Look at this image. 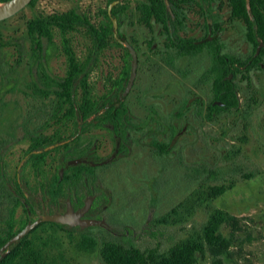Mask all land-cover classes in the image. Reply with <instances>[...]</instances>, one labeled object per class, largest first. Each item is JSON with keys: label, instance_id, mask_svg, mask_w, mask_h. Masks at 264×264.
I'll use <instances>...</instances> for the list:
<instances>
[{"label": "rangeland", "instance_id": "obj_1", "mask_svg": "<svg viewBox=\"0 0 264 264\" xmlns=\"http://www.w3.org/2000/svg\"><path fill=\"white\" fill-rule=\"evenodd\" d=\"M135 1L130 0V5ZM107 7V0H37L35 6H28L2 22L0 30L5 44H0V84L5 78L7 84L11 81L13 85H9L10 91L0 100V114L9 118L20 116L18 119L24 120L35 118V135L70 136V130L75 127L71 128V125L76 121L54 122V96L44 98L36 93L32 84L35 79L41 85L42 82L28 40L26 23L34 17L78 9L93 25L100 26L108 22L104 14ZM55 33L54 42L45 49L44 67L51 75L62 77L66 72L67 59L59 32ZM69 35L80 58L87 54L94 56L90 82L95 94H108L109 81L129 62L122 48L111 41L108 47L94 54L93 42L83 26H77ZM211 62L209 58L199 59L200 65L194 73L184 71L180 74L169 68L162 69L161 74L155 73L157 85L166 82L170 86L166 105L168 114L179 101L184 103L192 94L202 95L207 105L212 93L211 83L204 75ZM243 74H238L235 79L239 109L223 112L211 120L204 108H200L199 116L192 120L191 132L177 153L165 157L153 155L148 162H143L139 156L133 160L126 154L112 165L98 167L96 182L100 192L114 193L116 198L113 207L103 212L100 220H86L84 226H79H90L99 244L115 240L125 245L133 243L141 249L159 247L164 250L200 228L209 212L220 208L238 217L241 226L234 244L238 252L230 264H264V68ZM98 135L101 137L100 156L110 155L115 145L112 131L104 129ZM27 145L24 141L22 148L25 150ZM48 160L49 164L44 166L40 176L35 174V184L48 180L58 171L60 152L50 153ZM157 167L162 170L158 172ZM195 170L200 173L195 175ZM24 177L33 183L29 170H24ZM230 181L236 184L232 190L196 207L184 222L161 224L156 221L198 184L209 186ZM65 201L66 198L61 200L63 207ZM72 228L64 230L45 224L30 237H44L51 256L59 264H106L100 255L99 245L95 251H85L80 247L83 238L80 230ZM230 231V227L223 228L225 235ZM200 264H210V258L206 256Z\"/></svg>", "mask_w": 264, "mask_h": 264}, {"label": "flooded vegetation", "instance_id": "obj_2", "mask_svg": "<svg viewBox=\"0 0 264 264\" xmlns=\"http://www.w3.org/2000/svg\"><path fill=\"white\" fill-rule=\"evenodd\" d=\"M117 1L119 2L116 5L121 2ZM164 3L167 11L164 18L157 16L163 4L147 0H136L131 5L128 3L125 12L113 15L118 20V33L115 34L113 24L111 41L122 48L124 56L129 59L113 80H120L121 73L128 64L129 76L124 81V89L117 97L112 94L109 98L111 101L105 106L104 100L97 95L98 111L88 115L77 113L73 116L62 113L54 117V122L76 121L71 125V128L75 127L70 130V136L35 135V118L24 120L18 119L20 116H13L15 118L13 119L0 114V250L29 222H34L46 214H67L69 208L73 214L84 209L87 201L89 207L81 215V220H100L101 214L113 207L116 197L114 193L108 195L105 191L100 192L96 182L98 167L112 165L126 154L133 160H137L139 156L143 162H148L153 155L165 157L175 154L178 148H182L184 138L191 132L192 120L199 116L200 108H204L211 120L224 111L227 112L225 109L218 111L216 106L225 107V103L215 99L210 88L212 96L207 105L202 95L192 94L184 103L181 104L180 101L178 104L175 103V107L168 114L166 105L170 86L166 82L157 85L155 73L161 74L162 69L167 68L180 74L184 71L194 73L200 65L199 59L204 58L218 59L216 66L219 69L227 68L229 75L226 78L229 81L235 78L233 72L241 71L246 74L258 65L260 69L264 68V61L259 59L264 58V41L257 38V45L254 46L248 37L247 13L250 9L248 0L245 3L237 0H172V2L164 0ZM147 7L150 8L149 11H146ZM259 11L264 12L263 3L259 5ZM168 14L171 15L170 18L167 17ZM110 19L112 20L111 17ZM123 36L134 49L138 66L131 89L121 99L130 79L133 59L132 52L121 41ZM0 44H5L3 39ZM35 57L37 73L42 82L41 85L35 79V90L41 94L36 86L40 89L47 87L45 75L61 77L51 75L44 67L45 50L40 57L39 52L35 51ZM232 58L239 59V62L232 64ZM247 58L250 60L247 61ZM10 84L13 85V82L7 84L6 79H3L0 84V100L7 91H10ZM237 98L240 107L238 91ZM112 106L114 114L104 115V111ZM104 129L112 131L115 145L110 155L101 157L99 154L101 137L98 134ZM37 137H42L43 140ZM46 138H53L57 143L42 150H35V143L45 142ZM118 140L120 142L117 156L106 164L93 165L109 158L117 150ZM24 141L28 143L25 150L22 148ZM58 146H64L57 150L60 152L58 174L65 162L79 158L86 160L87 163L78 165H83L91 174L78 186H73L71 180L64 182L63 192H60V181L64 176L62 179L59 178L55 186L52 184L55 172L48 180L35 184V174L40 176V173L36 172L37 167L42 172L44 166L49 164L48 155ZM46 151L51 152L39 162L35 154ZM75 166L65 169L64 174ZM25 169L32 173L33 183L24 177ZM157 170L160 172L162 168L157 167ZM65 198L63 207L61 200ZM39 212L42 213L38 215ZM74 228L84 229L79 225H75ZM34 231L35 227L26 236ZM20 241L11 247L10 252L0 260V263L20 244Z\"/></svg>", "mask_w": 264, "mask_h": 264}, {"label": "trees", "instance_id": "obj_3", "mask_svg": "<svg viewBox=\"0 0 264 264\" xmlns=\"http://www.w3.org/2000/svg\"><path fill=\"white\" fill-rule=\"evenodd\" d=\"M5 1L7 0H0V2ZM114 1L117 0H107L108 7ZM129 1L130 0H121L118 5L114 6L112 10L113 15H118L119 12H125L128 8V4L124 5V3H129ZM147 1L162 3L163 6L161 9H157L159 11L157 16L162 18L166 17L167 11L164 0ZM168 1L172 2V0ZM237 1H242V3L246 2V0ZM36 2L37 0H33L29 6H35ZM262 3L264 4V0H249L250 9L247 13L249 24L248 37L254 46L257 45V38H261V40L264 41V12L259 11V5ZM108 7L104 11L108 22H103L100 26L93 25L87 15L78 9H72L65 13H54L34 17L26 23L28 40L34 52V56L35 51H38L40 57L45 47L54 42L56 31L59 32L61 37L62 50L67 59V68L64 77L53 78L49 75H45L47 87L45 89H40L36 86L37 91L40 92L44 98L54 94L55 100L53 101L54 105L52 109V115L54 117L62 114L61 112L69 113L73 116L77 113L88 115L99 110L96 101L97 95L90 82V71L93 60L92 54H88L83 59L80 58L72 46V40L69 34L72 33L77 26H83L87 35L93 42L95 51L106 48L113 39V22L108 15ZM149 10L150 8L147 7L146 11ZM167 17L170 18L171 15L168 14ZM0 41L2 42L1 30ZM259 59L264 61L263 57ZM217 60L216 58H212L211 65L205 71L204 75L208 83H211L214 98L225 103V107L216 106V108L218 111L224 109L226 111L238 110V89L234 80L237 78L238 74H243V72H233L235 78L233 81H229L226 78L229 75L227 68L219 69L216 66ZM248 60H250V58H247V61ZM231 62L232 64L234 62H239V59L232 58ZM240 64H244V62H240ZM257 68H260L259 65ZM129 71L130 66L128 64L122 71L120 80L109 81L110 87L108 89V94L101 96L102 100H104L103 106L111 101L109 98L112 94L117 97L121 90L124 89L123 84L129 76ZM32 84L35 88V80H32ZM103 114L112 116L114 114V107L108 108ZM210 116L211 114L209 117ZM38 139L43 140L42 137ZM54 143H57V141L53 138H46L45 142L40 141L35 143V150H42ZM63 147L64 146H58L54 151L60 150ZM51 151L36 153L35 157L40 162V160ZM36 172L41 174V170H39L38 167ZM199 173V170H195L194 174L197 175ZM90 175V172H87L83 165H76L68 169L64 174V179L60 181V192H63L62 186L64 182L71 180L73 186H78L80 182L81 184L83 183L86 176L90 177ZM244 176L247 178L250 177L249 175ZM52 177V184L55 186L60 178L58 172ZM235 186L236 184L234 181L209 186L200 183L192 189L184 199L175 203L168 211L157 218L156 221L161 224H177L184 222L192 216L196 207L224 195ZM54 195L58 196L60 194L54 193ZM45 224L57 226L64 230L67 229L66 226L61 224L43 223L35 228V233ZM224 227L231 228L229 235H225L223 232ZM91 230V227L80 229L83 237L80 247L85 251L92 252L97 250L99 245L100 255L106 264H200L201 259L206 256L210 258V264H230L234 262L235 253L238 252L235 251L234 244L238 239L237 232L241 230V226L238 217L227 213L223 209L215 208L209 212L200 228L194 229L188 235L177 240L164 250H161L159 247L141 249L133 243L125 245L115 240H105L99 244L96 234ZM32 234L33 232L24 237L20 241V244L13 249L0 264H59V262L51 256L46 239L40 235H35V238H31L30 236Z\"/></svg>", "mask_w": 264, "mask_h": 264}, {"label": "water", "instance_id": "obj_4", "mask_svg": "<svg viewBox=\"0 0 264 264\" xmlns=\"http://www.w3.org/2000/svg\"><path fill=\"white\" fill-rule=\"evenodd\" d=\"M33 0H7L5 2H0L2 4V6L0 7V23L8 20L14 16H16L17 14H19L21 11H23L25 8H27L30 3ZM119 1H114L112 2L109 7H108V14L109 16L112 18L113 24H114V32L115 34L118 33V20L116 16H113L112 14V9L113 7L118 3ZM249 2V0H248ZM127 47L128 49L132 52L133 54V59H132V70H131V75H130V79L129 82L126 86V89L124 91V94L121 96V99L124 98L127 93L129 92V90L131 89L133 82L135 80V76L137 73V66H138V58L136 56V53L134 51V49L131 47V45L129 44V42L126 40L125 36H123V39L121 40ZM262 45V44H261ZM261 45L258 47L257 49V54L260 51V47ZM119 140H118V147L117 150L106 160L101 161V162H96L93 165H101V164H106L108 162H111L116 156H117V152L119 149ZM87 161L84 159H73L70 160L68 162H65L60 171H59V176L60 179L63 178L64 176V171L65 169H67L68 167L71 166H75L78 164H86ZM89 207V202L87 201L86 206L84 209L75 212L72 214V210L71 208H69V213L67 214H59V213H55V214H46L38 219H36L34 222H29L19 233H17L14 237L11 238V240H9L0 250V260L8 253L10 252V249L13 245L17 244L22 238H24L34 227L36 228L38 225H40L43 222H54V223H58V224H63V225H67L68 227H73L75 225H81L84 226L85 225V221L86 220H81V215L87 210V208Z\"/></svg>", "mask_w": 264, "mask_h": 264}, {"label": "bare ground", "instance_id": "obj_5", "mask_svg": "<svg viewBox=\"0 0 264 264\" xmlns=\"http://www.w3.org/2000/svg\"><path fill=\"white\" fill-rule=\"evenodd\" d=\"M2 6V4L0 3V7Z\"/></svg>", "mask_w": 264, "mask_h": 264}]
</instances>
